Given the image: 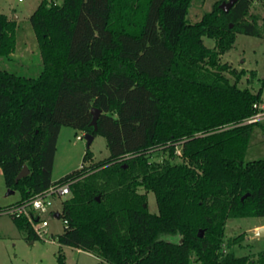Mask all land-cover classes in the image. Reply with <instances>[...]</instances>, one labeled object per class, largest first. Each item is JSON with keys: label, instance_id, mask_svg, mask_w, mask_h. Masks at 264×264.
Segmentation results:
<instances>
[{"label": "trees", "instance_id": "16d2710c", "mask_svg": "<svg viewBox=\"0 0 264 264\" xmlns=\"http://www.w3.org/2000/svg\"><path fill=\"white\" fill-rule=\"evenodd\" d=\"M191 1L38 3L29 21L42 68L35 77L0 69V172L21 194L4 211L76 178L57 240L94 264H264V246L236 256L242 235L224 240L229 218H264V159L244 162L258 123L245 121L260 111L261 91L240 88L244 71L221 62L238 33L264 38V20L251 12L255 0H235L190 23ZM15 27L0 13V57L15 51ZM62 126L103 136L108 159L52 181ZM23 165L29 174L16 182ZM10 216L37 239L26 218ZM56 261L66 264L61 249Z\"/></svg>", "mask_w": 264, "mask_h": 264}, {"label": "rangeland", "instance_id": "374dc122", "mask_svg": "<svg viewBox=\"0 0 264 264\" xmlns=\"http://www.w3.org/2000/svg\"><path fill=\"white\" fill-rule=\"evenodd\" d=\"M41 0H0V13L16 21L15 39L16 51L13 56L0 57V69H6L15 74L35 77L40 70V53L32 30L29 16ZM229 0H192L186 16L188 22L198 21L202 15L209 12L215 3L218 6ZM57 4L61 0H56ZM251 12L258 15L259 25L264 20V0H255ZM17 16V19L15 17ZM204 44L214 47L212 39L203 38ZM25 52V53H24ZM221 62H227L236 70H243L238 86L248 88L253 92L261 91L260 114L264 115V38L238 33L233 47L221 55ZM84 132L69 126L60 128L56 151L51 170V180L57 181L60 177L79 169L88 168L109 157L106 140L97 134L90 145L86 140L77 139ZM89 149L90 158L84 160L85 152ZM177 153H178V149ZM166 154L154 157L161 160ZM264 159V116L253 126L249 145L244 156V162ZM6 187L0 172V264H57L58 250L64 256L66 264H94L97 258L90 252L77 248L60 245L57 236L63 230L61 219L52 215H44L48 221V235L52 241L43 239H29L13 223L9 214L4 211L21 198L19 190ZM140 192H144L142 189ZM146 203L150 213H158L155 196L152 191H147ZM61 207V199H54V210ZM264 225L263 217L229 218L225 224L224 240L242 235L240 246H234L236 256L256 255L264 246V238L256 237L259 226ZM170 241H177L178 237L165 236Z\"/></svg>", "mask_w": 264, "mask_h": 264}, {"label": "built area", "instance_id": "2783aa9c", "mask_svg": "<svg viewBox=\"0 0 264 264\" xmlns=\"http://www.w3.org/2000/svg\"><path fill=\"white\" fill-rule=\"evenodd\" d=\"M256 106V105H255ZM261 111L257 112L255 115L247 119L246 123L258 122L262 116ZM83 135H78L77 139H82ZM76 181V178L68 179L62 183L54 182L47 189L40 193L35 194L29 200L24 201L19 205H14L6 210V213L16 217H24L28 221L33 233L39 239L52 241L48 235V221L46 218L42 217L44 215H52L55 217L59 210H54V199L67 198L70 194V186ZM63 225L66 224L62 221Z\"/></svg>", "mask_w": 264, "mask_h": 264}, {"label": "water", "instance_id": "95a60500", "mask_svg": "<svg viewBox=\"0 0 264 264\" xmlns=\"http://www.w3.org/2000/svg\"><path fill=\"white\" fill-rule=\"evenodd\" d=\"M235 0H229L228 2H223L221 3L218 7L220 10L227 12L229 10V8L234 4ZM16 18V17H15ZM100 114V111L96 108H92L91 109V121L89 123V125H91L93 127V129L96 131L97 130V118ZM93 136L89 133H85L84 134V139L86 140V146L88 147L90 145V143L93 140ZM29 174V169L27 167V165H23L21 171L18 173L17 177H16V182H18L21 178L27 176ZM10 193L13 192V190H9ZM98 199V197H97ZM55 217L58 218V213L55 214ZM202 230H200L198 232V236L202 235ZM256 237H260V238H264V226H260L257 228L256 233H255Z\"/></svg>", "mask_w": 264, "mask_h": 264}, {"label": "crops", "instance_id": "0c3cea01", "mask_svg": "<svg viewBox=\"0 0 264 264\" xmlns=\"http://www.w3.org/2000/svg\"><path fill=\"white\" fill-rule=\"evenodd\" d=\"M7 16V15H6ZM8 17V16H7ZM15 19H17V16H16V18ZM15 51H16V47H15ZM15 51L13 52V53H11L9 56H13V54H15ZM25 53V52H24ZM9 56L7 57V58H9ZM40 65H41V67H40V69L42 68V64H41V58H40ZM6 70V69H5ZM40 71V70H39ZM94 139V138H93ZM262 226H264V225H262ZM260 227V226H259Z\"/></svg>", "mask_w": 264, "mask_h": 264}]
</instances>
